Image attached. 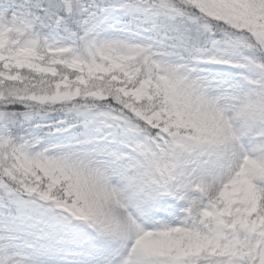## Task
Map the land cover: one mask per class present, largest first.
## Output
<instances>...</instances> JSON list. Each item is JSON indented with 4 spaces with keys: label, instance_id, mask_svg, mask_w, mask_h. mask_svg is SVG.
Here are the masks:
<instances>
[{
    "label": "snow or ice",
    "instance_id": "1",
    "mask_svg": "<svg viewBox=\"0 0 264 264\" xmlns=\"http://www.w3.org/2000/svg\"><path fill=\"white\" fill-rule=\"evenodd\" d=\"M0 264H264V0H0Z\"/></svg>",
    "mask_w": 264,
    "mask_h": 264
}]
</instances>
